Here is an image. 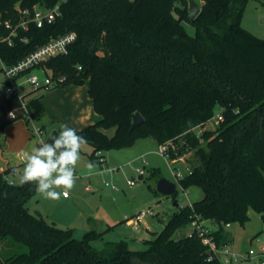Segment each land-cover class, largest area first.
Here are the masks:
<instances>
[{
	"label": "trees",
	"instance_id": "1",
	"mask_svg": "<svg viewBox=\"0 0 264 264\" xmlns=\"http://www.w3.org/2000/svg\"><path fill=\"white\" fill-rule=\"evenodd\" d=\"M58 2L61 14L53 22L19 28L12 45L0 40L2 61L14 64L51 38L74 31L68 53L42 65L55 77H66L52 89L88 82L101 118L77 133L93 147L91 160L103 163L98 151L129 147L142 138L170 141L172 160L194 152L178 181L183 188L200 186L204 197L174 212L146 249H131L126 240L96 246L104 232L90 230L79 239L73 229L31 212L27 202L36 187L11 181L15 168H6L0 170V264H223L209 259L197 234L175 233L195 219L210 220L216 225L211 235L221 246L232 242L227 224H244L251 209L264 222V37L242 24L248 0H202L194 20L189 0H0V17L15 23L17 4L50 8ZM9 32L0 28L2 35ZM35 91L0 95V130L26 118V112L33 120L42 117L43 95L30 96ZM217 111L221 123L197 136L193 127ZM136 112L144 121L133 126ZM16 244L26 250L7 255Z\"/></svg>",
	"mask_w": 264,
	"mask_h": 264
},
{
	"label": "rangeland",
	"instance_id": "2",
	"mask_svg": "<svg viewBox=\"0 0 264 264\" xmlns=\"http://www.w3.org/2000/svg\"><path fill=\"white\" fill-rule=\"evenodd\" d=\"M196 1L199 5L202 3V0ZM242 24L255 35L264 37V0H248L243 12ZM184 25L189 33H195V27L192 24L185 21ZM4 66L5 63L0 57V95L4 94L7 88ZM35 72L40 75L43 82L45 74L40 69ZM25 79L26 77L21 78L18 83ZM32 90L29 83L19 86V92L22 95ZM44 91V89L37 90L30 96H40L44 94ZM26 123V118H20L12 122V126L19 127L20 124ZM58 124L51 118L34 119L28 125L31 142L27 147L19 142V137L14 136L8 146L6 140L11 136L10 130L8 132L0 130V167L8 168L9 165H16L15 171L8 176L11 181L19 183L18 174L24 166L23 162H18L20 161L18 153L30 151L41 143L34 135L33 127L41 128L45 125L47 132L43 135V140L46 142L54 125ZM209 126L211 127L212 124L209 123ZM108 132L113 135L114 129ZM158 145L153 137L142 138L129 147L104 150L103 153L108 161L94 163L90 158L92 146L86 143L81 148L80 160L76 166V184L68 196H62L59 200L53 201L45 199L36 191L27 202V206L31 212L40 213L58 227L73 229L75 236L79 239L90 230L104 232L103 239L94 242L96 246H101L108 241L126 240L131 249H146L149 240L157 236L174 212L204 197V191L200 186L183 188L178 181L180 175L176 176L174 172L176 168L184 175L190 167L186 159H192L194 152H189L172 161L168 154L164 157L157 152ZM89 164L93 165L92 169L88 168ZM109 167L114 169L109 170ZM139 168L144 169L143 175L139 173ZM155 169L158 173L152 175ZM162 177L177 183L175 193L164 195L156 192L158 180ZM131 180L134 181L133 184ZM149 208L154 213L147 214L139 224H130L126 220V217H132ZM249 216L250 219L244 224L234 222L227 227L232 238V250L242 255L250 249L259 250L264 246L263 219L254 209L249 211ZM208 226L214 228L213 224L208 223ZM175 237H180L179 231L175 233ZM25 250L26 247L16 244L9 254L4 251L2 253L5 256V254L11 255ZM246 264H255V261L250 260Z\"/></svg>",
	"mask_w": 264,
	"mask_h": 264
},
{
	"label": "built area",
	"instance_id": "3",
	"mask_svg": "<svg viewBox=\"0 0 264 264\" xmlns=\"http://www.w3.org/2000/svg\"><path fill=\"white\" fill-rule=\"evenodd\" d=\"M15 11L18 15L15 23L11 19H3L0 17V28L10 29L8 35L0 34V40L8 41L11 45L13 44V37L18 35L19 28L27 30L32 23L37 26H43L46 22H53L56 17L61 14V5L60 2H58L50 8L40 5H35L33 8H29L22 7L20 4H17L15 6ZM76 38L77 35L74 31L66 32L58 37L51 38L48 42L34 49L16 63L10 65L5 64L4 72L7 78V88L5 93L8 96L18 95L19 97H22V94L19 92V86L23 83H29L33 90L44 89L45 91H49L55 85L63 83L66 80V77L63 75L55 77L50 69L42 65V62L53 56L67 54L69 47L76 40ZM22 40L27 39L22 38ZM37 69H40L45 74L43 82L40 75L35 72ZM23 77H26V79L18 83V81ZM22 106L27 110L26 101L23 100ZM11 113L12 115H10V118L14 119L16 117V112L12 111ZM25 117L26 119H29L30 122L33 121L28 112H26ZM222 120V113L218 111L212 118L198 124L193 127L192 130L197 136H200L207 129L217 128ZM209 123L212 124L211 127L209 126ZM33 128L34 135L39 138L40 142L44 141L43 135L45 134V130L35 126ZM36 130L39 131V134H37ZM172 146L173 144L170 141L163 142L158 145L157 152L165 157ZM97 156H99V159L102 162L106 161V158L101 151L97 152ZM109 169L113 170L114 168ZM138 171L141 175L144 174L143 168H139ZM174 172L176 176H183V174L176 168H174ZM130 182L131 184L134 183L133 180ZM190 205H192V203H190ZM152 213H154L153 210L149 208L147 210L140 211L132 217H126V220L130 224H139L147 216V214ZM227 226L230 227L231 224L228 223ZM211 232L212 229L205 224V221L199 219L193 220L189 224V229L187 231V234L189 235L197 234L202 239V242L208 246L210 260L218 258L223 264H246V262L254 260L255 264H264V246H262L259 250L250 249L245 255H242L234 252L231 248V244L218 246L214 236L211 235Z\"/></svg>",
	"mask_w": 264,
	"mask_h": 264
},
{
	"label": "clouds",
	"instance_id": "4",
	"mask_svg": "<svg viewBox=\"0 0 264 264\" xmlns=\"http://www.w3.org/2000/svg\"><path fill=\"white\" fill-rule=\"evenodd\" d=\"M54 130L56 135L52 133L48 137L50 143L42 141L38 147L21 152L24 166L18 180L21 185L34 184L45 199L56 201L62 196L67 197L75 186L76 166L81 148L87 141L68 124H62L59 131ZM92 167V164L88 165L89 169Z\"/></svg>",
	"mask_w": 264,
	"mask_h": 264
},
{
	"label": "crops",
	"instance_id": "5",
	"mask_svg": "<svg viewBox=\"0 0 264 264\" xmlns=\"http://www.w3.org/2000/svg\"><path fill=\"white\" fill-rule=\"evenodd\" d=\"M42 95V102L45 108L42 117L47 120L51 118V120H55L59 123L58 125H54L53 130L55 129L59 131L62 124H68L76 131H79L101 118V115L98 114L94 109L93 100L89 95L88 82L82 85L68 84L63 87H57L49 91H44V94ZM12 125L13 124L11 123L3 129V131L6 132L10 130L11 134L9 138L7 137L6 144L10 145V140L14 136L19 137V142L27 147V145H29V142H31V132L28 127L29 124H20L19 127H13ZM41 128L44 129L45 132H47L45 129V125ZM20 154L21 153H18V158L20 160L18 162H23ZM174 160L175 159H173L172 161ZM107 161L108 160L106 158L105 162ZM10 167L16 169V165H9L8 168ZM6 168L7 167H0V170L2 171ZM88 188H91V186H88ZM208 223L214 225V228H212V226H209L212 230L216 228V225L212 221L205 220V224L208 225ZM188 229L189 226L178 230L180 236L186 235Z\"/></svg>",
	"mask_w": 264,
	"mask_h": 264
},
{
	"label": "water",
	"instance_id": "6",
	"mask_svg": "<svg viewBox=\"0 0 264 264\" xmlns=\"http://www.w3.org/2000/svg\"><path fill=\"white\" fill-rule=\"evenodd\" d=\"M200 11H201V6L196 0H189V19L194 20L199 15ZM133 119H134L133 126L140 125L144 121V117L140 112H136ZM52 133L53 130L52 132H50L49 135H51ZM53 135H56V133H53ZM48 137L46 139V142L50 143L51 141H48ZM33 186L36 187L34 184ZM157 191L160 194L171 195L177 191V183L175 181L162 177L158 180ZM175 204L178 205V202L175 201Z\"/></svg>",
	"mask_w": 264,
	"mask_h": 264
}]
</instances>
